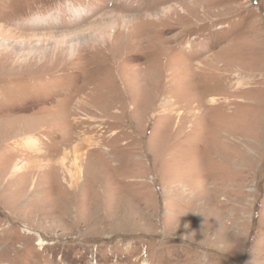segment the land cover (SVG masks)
Listing matches in <instances>:
<instances>
[{
    "label": "rangeland",
    "instance_id": "obj_1",
    "mask_svg": "<svg viewBox=\"0 0 264 264\" xmlns=\"http://www.w3.org/2000/svg\"><path fill=\"white\" fill-rule=\"evenodd\" d=\"M0 264H264V0H0Z\"/></svg>",
    "mask_w": 264,
    "mask_h": 264
},
{
    "label": "bare ground",
    "instance_id": "obj_2",
    "mask_svg": "<svg viewBox=\"0 0 264 264\" xmlns=\"http://www.w3.org/2000/svg\"><path fill=\"white\" fill-rule=\"evenodd\" d=\"M81 156H82L81 146H77L74 149L73 153L66 152V153H64L63 157L59 160L60 167H62V169H64L67 172V176L70 179V182L71 183L69 184V186H70L71 189H74V190L78 186V184L81 182L82 176L84 174L83 173V167L81 165ZM71 157H72L73 160L71 162L70 168H68L67 167V162H68V160ZM41 164H42V161L41 160H39V161L38 160H35L33 163H25L21 167L16 166L13 169L12 176L14 177L15 175H20V174L25 173V172H26L25 174H29L30 171H27L29 169H31V170H34V169L35 170H40V169H42V165ZM91 181H93V180H91Z\"/></svg>",
    "mask_w": 264,
    "mask_h": 264
}]
</instances>
